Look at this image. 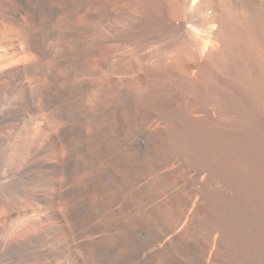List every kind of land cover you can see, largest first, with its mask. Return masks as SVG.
Returning a JSON list of instances; mask_svg holds the SVG:
<instances>
[{"label": "bare ground", "instance_id": "1", "mask_svg": "<svg viewBox=\"0 0 264 264\" xmlns=\"http://www.w3.org/2000/svg\"><path fill=\"white\" fill-rule=\"evenodd\" d=\"M0 264H264V0H0Z\"/></svg>", "mask_w": 264, "mask_h": 264}]
</instances>
